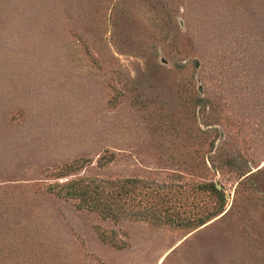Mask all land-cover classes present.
Returning <instances> with one entry per match:
<instances>
[{"label": "rangeland", "instance_id": "rangeland-1", "mask_svg": "<svg viewBox=\"0 0 264 264\" xmlns=\"http://www.w3.org/2000/svg\"><path fill=\"white\" fill-rule=\"evenodd\" d=\"M77 160L186 211L201 182L229 198L195 229L116 225L50 191ZM0 264H264V0H0Z\"/></svg>", "mask_w": 264, "mask_h": 264}, {"label": "trees", "instance_id": "trees-1", "mask_svg": "<svg viewBox=\"0 0 264 264\" xmlns=\"http://www.w3.org/2000/svg\"><path fill=\"white\" fill-rule=\"evenodd\" d=\"M113 159L112 154L103 155L98 165L103 167ZM86 163L87 160H77L60 169L55 177L66 181L50 191L60 198L75 201L77 208L94 212L102 220H110L116 225L144 222L156 228L195 229L223 213L226 206L224 192L211 182L197 184L194 194L209 195L213 199L212 205L209 207L202 202L194 203L186 211L184 203H180L181 188L173 189L163 182L140 178L69 179L70 175L83 169ZM229 164L234 166L231 162ZM97 236L101 242L116 249H123L128 244L115 231H97Z\"/></svg>", "mask_w": 264, "mask_h": 264}, {"label": "water", "instance_id": "water-1", "mask_svg": "<svg viewBox=\"0 0 264 264\" xmlns=\"http://www.w3.org/2000/svg\"><path fill=\"white\" fill-rule=\"evenodd\" d=\"M216 188L218 190H223L222 187L220 185H216ZM225 198L228 199L229 198V195L227 193H225Z\"/></svg>", "mask_w": 264, "mask_h": 264}]
</instances>
